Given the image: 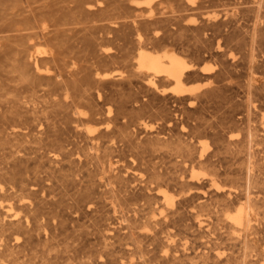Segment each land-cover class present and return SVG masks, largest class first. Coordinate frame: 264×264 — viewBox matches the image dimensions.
<instances>
[{
	"label": "bare ground",
	"instance_id": "bare-ground-1",
	"mask_svg": "<svg viewBox=\"0 0 264 264\" xmlns=\"http://www.w3.org/2000/svg\"><path fill=\"white\" fill-rule=\"evenodd\" d=\"M263 247L264 0H0V264Z\"/></svg>",
	"mask_w": 264,
	"mask_h": 264
},
{
	"label": "rangeland",
	"instance_id": "rangeland-1",
	"mask_svg": "<svg viewBox=\"0 0 264 264\" xmlns=\"http://www.w3.org/2000/svg\"><path fill=\"white\" fill-rule=\"evenodd\" d=\"M207 64L209 65H211V63L210 62H207ZM196 83V84H195ZM189 84V87L190 86H192V87H190V88H195L196 90H197V87H198V90L197 91H203L204 90V88H205V85H206V81H204V80H192V81H190V83H188ZM196 85V86H195ZM189 130V126L187 125V128L185 129V131L187 132ZM221 183L223 184V185H228L229 183L227 182V181H225L224 179H222V181H221ZM174 232H175V229L173 230ZM180 237V238H179ZM186 237H187V239H186ZM191 236H188V235H185V234H177V237H176V240H177V242H178V245L180 246V248H182L183 247V244H185V243H187L188 242V244H189V246L191 245V243H193V245H195L194 244V242H193V237H191ZM191 242V243H190ZM181 244V245H180ZM227 250V248H226V246H220L219 247V249H218V251L219 252H225ZM263 250H264V247H263Z\"/></svg>",
	"mask_w": 264,
	"mask_h": 264
}]
</instances>
